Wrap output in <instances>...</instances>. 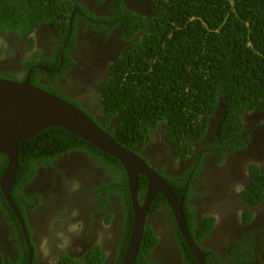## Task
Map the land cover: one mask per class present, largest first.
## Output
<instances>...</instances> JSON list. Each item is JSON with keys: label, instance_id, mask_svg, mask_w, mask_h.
I'll list each match as a JSON object with an SVG mask.
<instances>
[{"label": "trees", "instance_id": "obj_1", "mask_svg": "<svg viewBox=\"0 0 264 264\" xmlns=\"http://www.w3.org/2000/svg\"><path fill=\"white\" fill-rule=\"evenodd\" d=\"M113 3L115 14L107 19L88 12L77 0H0V40L26 38L40 25H51L59 36L55 40L58 45L55 56L33 61L43 69L33 68L30 82L66 99L94 119L95 114L74 99L51 85H39L36 76L46 73L47 68L52 72L49 82L54 83L73 63L69 53L75 44L76 23L82 16L76 12L72 15L75 8L95 22L97 28H103L110 20L111 28L118 26L127 44L120 57L109 65L108 76L97 90L101 119L94 120L102 129L130 150L147 146L156 135H161L175 157L185 158L193 154L194 143L205 136L212 117L218 112L213 118L216 120L214 142L208 147L218 152L219 160L224 157V148L243 147L245 114L251 111L264 114V0H153L150 17L124 10L122 0H113ZM29 41L32 40L29 38ZM1 45L4 46V41ZM29 64L31 61L24 64L25 71ZM0 77L15 80L5 70H0ZM228 141L230 144H226ZM71 149L87 151L102 165L109 179L101 183L99 190L114 193L120 203L122 235L115 246L116 264H120L133 214L127 178L114 157L63 128L45 127L18 143L10 197L22 215L23 206L29 210L34 208L38 198L35 202L27 200L22 187L33 179L37 168L48 166L57 155ZM6 159L0 154V176ZM197 161L189 171L196 167ZM249 173V189L245 190L244 198L255 203L264 194V173L255 164L250 165ZM188 175L185 173L179 186L172 175L164 178L177 199L183 194L184 219L192 231L195 219L187 201ZM145 191L146 179L138 175L137 196L144 195ZM97 199L98 208L109 203L106 197L97 196ZM164 201L161 194H156L148 212L158 210ZM0 208L15 220L1 192ZM202 219L199 238L209 231L212 223L210 217ZM176 233L184 264H197L179 232ZM15 237L22 250L17 264H27L28 251L20 226ZM157 242L153 229L145 226L134 264H148L144 256ZM105 258L106 254L97 244L81 257L62 255L59 264H103Z\"/></svg>", "mask_w": 264, "mask_h": 264}, {"label": "flooded vegetation", "instance_id": "obj_2", "mask_svg": "<svg viewBox=\"0 0 264 264\" xmlns=\"http://www.w3.org/2000/svg\"><path fill=\"white\" fill-rule=\"evenodd\" d=\"M77 1L88 12L96 16L109 19L115 14L113 0ZM122 1L124 10H133L146 17L152 15L153 0ZM75 12L82 16L76 23L75 44L69 53L73 63L61 76L57 77L54 83L49 82V73L52 72L47 68L44 69L46 73H40L36 76V81L41 86L51 85L53 89L63 93L68 98L74 99L85 110H89L91 107L98 109V107L100 108L97 101L99 85L108 76L109 65L120 57L127 41L121 36L118 26L111 28L112 21L108 20L110 22H106L103 28H97L96 23L89 20L80 9L75 8L72 15ZM86 21L91 23H86ZM29 38L32 41H29ZM57 38L59 36L56 30L51 25L43 24L33 29L26 38L1 39L0 50L5 56V61L0 63V70L9 71L14 75L15 80H23L29 68L31 71L35 67L42 68L33 61L36 62L42 57L53 58L55 56L58 46L55 41ZM3 41L4 46L1 45ZM89 56L90 59L95 56L92 62L93 67L90 68L86 66ZM28 61H31V64L25 71L24 64ZM101 62L106 64L104 63L99 67ZM61 63L62 57H60L59 65ZM79 64L81 69H79ZM30 81L29 76V83L36 86ZM217 114L218 112L212 117L205 136L199 142L194 143V152L188 157H175L161 135H156L158 136L157 139L167 146L171 158L178 161L179 168L177 170L173 168L172 162L167 161L163 150L159 151L153 146L150 148L149 144L133 150L142 158L145 157L146 160L144 158L143 160L157 171L164 180V177L169 175L175 177L176 186L182 183L185 173H189L185 181L186 186H189L187 201L191 207L190 211L193 213L195 223L192 225L193 230L188 229V231L195 244L205 254V264H264V249H262L264 247L262 243V239H264V194L258 197L255 203L244 198L245 190L249 189L250 165L255 164L259 171L264 173V122H261V125L257 124L259 118H264V114L254 112L252 116L255 121L254 125H250L248 122L250 118L247 116L248 114H245L244 131L241 135V138L245 140L243 141L244 145L234 149L224 148V157L221 161L224 165L218 166V168L215 165L219 157L218 152H213L208 147L214 142L213 134L214 129H216V120L213 118L217 117ZM94 117L99 121L101 119V116ZM226 144H230V142L228 141ZM197 159L196 167L189 171ZM195 170L197 171L195 172ZM62 176L68 180L66 184L68 186L65 185L64 196L59 198L56 197V190L49 186L55 180H61ZM108 179L102 165H98V161L90 156L87 151L80 149L68 150L52 159L48 166L37 168L36 175L22 187L21 192L27 200L31 199L32 202L38 198V203L31 210L27 206H23L24 215L18 211L25 224L32 248L30 264H49L50 257H44L39 248L43 237H47L50 241V255L57 257L56 264H59L62 255L75 258L83 256L85 252L98 244L94 240L97 234L94 229H89L88 223L95 229L101 228L98 220L100 218L102 221L101 215L108 212L112 206L116 207L110 221L113 226L112 237L108 242H105L104 237L103 242L98 245L106 254L103 264H116L115 246L122 235V212L114 193L99 190L101 183L107 182ZM215 179L220 182L215 184ZM77 181L79 188L72 191L69 185L72 186ZM238 183L243 184L241 192L235 191V185ZM181 195L183 198V194ZM97 196L108 198L109 203L98 208ZM143 196H138L139 202L142 201ZM73 210H78L77 218L71 215ZM148 210L146 226L153 229L158 242L149 253L145 254L147 263L184 264L179 237L176 233L179 232V229L167 201L161 202L159 209L152 213H149ZM106 215L108 216V214ZM204 216L210 217L212 223L209 231L199 238V230L204 223L202 219ZM76 220L82 222L81 232L79 234L67 233L68 226L76 223ZM57 222L58 229L54 230L52 227ZM18 226L22 231L16 216L15 220H12L10 214L0 208V264L18 263L22 251L15 237ZM61 231L70 235L72 241L70 246L63 250L56 248L58 242L56 233ZM179 236L183 239L180 232ZM183 241L185 242L184 239ZM25 244L29 260V249L26 241ZM188 249L190 251L189 247Z\"/></svg>", "mask_w": 264, "mask_h": 264}, {"label": "water", "instance_id": "obj_3", "mask_svg": "<svg viewBox=\"0 0 264 264\" xmlns=\"http://www.w3.org/2000/svg\"><path fill=\"white\" fill-rule=\"evenodd\" d=\"M30 72L31 68L28 69L23 80L0 77V154H4L7 158L0 176V192L21 224L22 234L29 249L28 264L31 263L32 248L25 224L10 197V190L17 167L18 143L49 126L63 128L75 134L121 163L127 178L133 219L129 240L120 264L135 263L147 224V210L157 193L167 201L179 232L197 263L205 264V254L195 244L186 226L181 207L183 198L177 199L161 175L136 151L118 144L81 108L64 98L31 85ZM138 175L146 179V191L141 202L137 196Z\"/></svg>", "mask_w": 264, "mask_h": 264}, {"label": "rangeland", "instance_id": "obj_4", "mask_svg": "<svg viewBox=\"0 0 264 264\" xmlns=\"http://www.w3.org/2000/svg\"><path fill=\"white\" fill-rule=\"evenodd\" d=\"M143 3V2H142ZM86 6H88V4H86ZM36 37H37V35H36ZM97 42V41H96ZM94 59H95V56H93L91 59H90V56H89V61H87L86 62V66L87 67H93V64H92V62L94 61ZM5 61V56L0 52V63H3ZM7 61V60H6ZM105 62H101L100 63V65H99V67L100 66H102V64H104ZM8 64V63H7ZM7 64H5V65H7ZM106 64V63H105ZM79 66V69H81V67H80V64L78 65ZM78 69V70H79ZM95 99H96V97H95ZM94 99V100H95ZM94 102V101H93ZM89 110L91 111V112H93L94 114H95V116L96 117H100L101 116V114H100V108L98 107V109H96V107H91V108H89ZM254 112L255 111H251V112H249L248 113V115L247 116H249V118H250V120L248 121L249 123H250V125H254V118L252 117L253 115H254ZM261 113V112H260ZM262 117V116H261ZM213 120H215V119H213ZM261 122L263 123L264 122V118L262 117V118H259V122L257 123L258 125H261ZM158 141V142H157ZM160 140H158L156 137H155V140L153 141V142H150V148H152V146L155 148H157L159 151H161V150H163L164 151V153L166 154L165 155V157H166V159H167V161H169V162H172V165L174 166L173 168L174 169H178L179 168V164H178V161L177 160H174V159H172L171 158V156H170V151L168 150V148H167V146L162 142V141H160ZM161 153V152H160ZM264 153V152H263ZM222 161V159L221 160H219V157L217 158V163H215V165H216V167L218 168V166H223L224 165V163H222L221 162ZM99 165V164H98ZM70 168H71V166H69ZM63 172V171H62ZM62 179V181L61 180H59V181H54L53 182V184L52 185H50L49 187L51 188V189H55L56 190V197H59V198H61V197H63L64 196V191L66 190V186H68V185H66L68 182V180L65 178V176H62L61 177ZM104 178H105V175H104ZM63 182V183H62ZM218 182H220V181H218L217 179H215V184H218ZM66 185V186H65ZM69 188L71 189V185H69ZM117 203H118V205H119V202L118 201H116ZM69 206L71 207V204H69ZM119 207H120V205H119ZM116 211V207L115 206H112L111 208H110V210L108 211V212H106V213H104V214H102L101 215V217H102V221H100V218H99V222H100V224H101V228H98V229H95V228H93L92 226H91V224L90 223H88V227H89V229H94V232L97 234V236H96V238L94 239L95 240V242H97V240H98V238H99V235H100V233H103L104 234V237H105V242H108L110 239H111V237H112V229H113V226H112V224L110 223V221H111V218H112V214L114 213ZM106 214H108V216L106 215ZM78 215H79V213H78ZM78 215L76 216V218L78 217ZM109 220V221H108ZM97 220H96V222H98ZM76 222H78V220H76ZM58 222L57 223H55L54 225H53V229L54 230H57L58 229ZM108 225V227L107 228H104V226L103 225ZM81 232V231H80ZM63 252H65V251H63Z\"/></svg>", "mask_w": 264, "mask_h": 264}, {"label": "clouds", "instance_id": "obj_5", "mask_svg": "<svg viewBox=\"0 0 264 264\" xmlns=\"http://www.w3.org/2000/svg\"><path fill=\"white\" fill-rule=\"evenodd\" d=\"M247 175V172L245 173ZM79 188V182H75L71 186V190L75 191ZM243 190V184H237L235 185V191L236 192H241ZM71 215L73 217L78 215V210H73ZM104 228H107L108 225H103ZM82 230V222H76L74 224H70L67 228V233H73V234H79L80 231ZM56 238H57V243H56V248L63 250L67 247L70 246L71 244V236L66 234L65 232H57L56 233ZM104 239V234L100 233L99 238L97 240L98 244H101ZM40 251L43 253L44 257H50L49 259V264H56L57 257L55 255H50L51 253V244L50 241L47 237H43L41 239L40 245H39Z\"/></svg>", "mask_w": 264, "mask_h": 264}]
</instances>
